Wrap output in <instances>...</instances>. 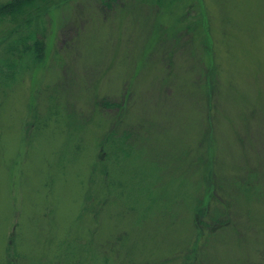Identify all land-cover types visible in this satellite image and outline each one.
I'll list each match as a JSON object with an SVG mask.
<instances>
[{"label":"rangeland","instance_id":"1","mask_svg":"<svg viewBox=\"0 0 264 264\" xmlns=\"http://www.w3.org/2000/svg\"><path fill=\"white\" fill-rule=\"evenodd\" d=\"M46 6L0 85V264H264V0Z\"/></svg>","mask_w":264,"mask_h":264},{"label":"trees","instance_id":"2","mask_svg":"<svg viewBox=\"0 0 264 264\" xmlns=\"http://www.w3.org/2000/svg\"><path fill=\"white\" fill-rule=\"evenodd\" d=\"M162 2V0H158ZM47 0H9L4 3H0V25L9 23L12 26L17 25L18 28L14 31L16 34L10 40L3 41L2 54L9 59H13V62L9 65L0 66V85H8L15 81L13 78L14 72L19 71L24 73L30 64H41L45 58V43L38 36L43 28V17L48 13L49 7L46 6ZM34 11V13L32 12ZM8 35H11L7 33ZM205 51H209L208 47H204ZM27 60L26 64H23V60ZM16 67H18L16 69ZM11 70L8 75H5V70ZM211 73V69H210ZM216 74V73H215ZM215 75L211 77L214 82ZM209 84V83H208ZM212 85V83L210 84ZM210 163L212 162L209 160ZM212 171L209 169L205 175L207 177ZM248 183H245V186ZM211 187H207L205 195L202 201L209 204V198L211 194ZM196 212V220L205 214V206L201 204ZM205 205V204H204ZM219 220V218H218ZM214 223V225H212ZM212 226L209 228V233H213L218 227H221L224 223L219 220H212ZM218 224V225H217ZM217 225V226H216ZM213 226H216L215 228ZM199 237L201 236L198 231Z\"/></svg>","mask_w":264,"mask_h":264}]
</instances>
